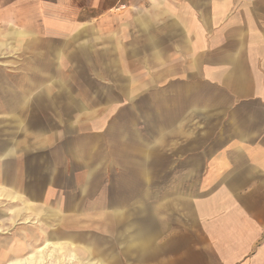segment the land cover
Returning <instances> with one entry per match:
<instances>
[{
    "label": "crops",
    "instance_id": "0c3cea01",
    "mask_svg": "<svg viewBox=\"0 0 264 264\" xmlns=\"http://www.w3.org/2000/svg\"><path fill=\"white\" fill-rule=\"evenodd\" d=\"M3 215L0 264H264V0H0Z\"/></svg>",
    "mask_w": 264,
    "mask_h": 264
},
{
    "label": "bare ground",
    "instance_id": "6f19581e",
    "mask_svg": "<svg viewBox=\"0 0 264 264\" xmlns=\"http://www.w3.org/2000/svg\"><path fill=\"white\" fill-rule=\"evenodd\" d=\"M1 230L2 229L0 228V232ZM62 252V248L59 245H55V249H52L49 252H47V249L42 248L30 254L27 258L14 260L12 262H8L7 264H54L53 261L51 262L54 258L58 264H63ZM72 259H77L75 254L72 255Z\"/></svg>",
    "mask_w": 264,
    "mask_h": 264
},
{
    "label": "rangeland",
    "instance_id": "374dc122",
    "mask_svg": "<svg viewBox=\"0 0 264 264\" xmlns=\"http://www.w3.org/2000/svg\"><path fill=\"white\" fill-rule=\"evenodd\" d=\"M13 210V209H12ZM3 216H5V215H3ZM7 218L8 220L11 218V217H0V223H4L6 220L5 219ZM5 220V221H4ZM1 228V227H0ZM2 229V228H1ZM0 236H3V235H0ZM6 236V235H5ZM4 237V236H3ZM55 264H58L57 262H55Z\"/></svg>",
    "mask_w": 264,
    "mask_h": 264
}]
</instances>
